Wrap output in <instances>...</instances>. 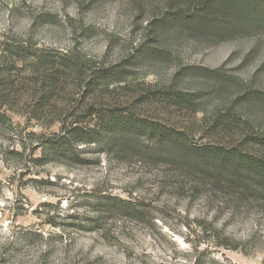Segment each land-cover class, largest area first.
Here are the masks:
<instances>
[{
  "label": "rangeland",
  "instance_id": "374dc122",
  "mask_svg": "<svg viewBox=\"0 0 264 264\" xmlns=\"http://www.w3.org/2000/svg\"><path fill=\"white\" fill-rule=\"evenodd\" d=\"M183 1L0 0V264H264L263 179L203 154L219 142L205 129L228 113L264 133V25L232 30L240 10L218 6L206 25L147 28ZM116 65L122 82L97 79L84 99L88 76ZM161 88L191 106L132 104ZM94 103L172 126L180 141L127 128L117 148L103 132L37 160L64 123L97 125L84 116Z\"/></svg>",
  "mask_w": 264,
  "mask_h": 264
},
{
  "label": "trees",
  "instance_id": "16d2710c",
  "mask_svg": "<svg viewBox=\"0 0 264 264\" xmlns=\"http://www.w3.org/2000/svg\"><path fill=\"white\" fill-rule=\"evenodd\" d=\"M264 4V0H256ZM244 2V3H243ZM246 0H197V4H191L188 1L184 0L181 4V8H168L166 9L161 16L156 18V21L152 20L148 22V29L154 28L155 25L164 26L173 20H180L182 23H192L198 22L200 26L206 25L210 22V17L214 15L212 12L214 8L218 6H225L227 9L235 8L240 10V20L234 18L229 21L227 27L232 30H236L238 26L243 27V30L253 26H262L264 25V6H244ZM260 10V11H259ZM258 21V22H255ZM157 27V28H158ZM156 28V29H157ZM75 66H72L75 70L81 72L80 65L83 63L79 58L75 59ZM49 62H52L51 59H48ZM120 66L116 65L110 68H104L99 71L96 76L95 74H90L88 77L90 81H86L81 86L82 97L86 99L89 96V93L92 91V86L95 83V80L99 79L101 84H105L107 87L113 82H122L120 75ZM119 76V77H116ZM56 74L51 73L44 79V87L47 91L45 93V99L48 102H51L55 96L56 89ZM137 94L133 95L131 100L132 104L138 106L144 101L150 100L151 97L155 98L158 103L167 106H191L188 103L187 98H182L181 95L176 94V92L171 88H161L153 93L150 91L137 90ZM93 93V92H92ZM252 99V98H251ZM117 100V99H114ZM264 102V99L261 101ZM117 103V102H116ZM96 103L92 104L90 108H86L84 116L97 117V125L93 128H83L80 124L82 121L74 120L68 125L65 123L61 128V132L64 134L61 136V140L55 141V144L48 145L51 142L40 143L38 148H41L43 153L37 158V160H43L50 154L57 155L61 153L65 143L73 142V146L77 145L79 142L82 143H95L100 142L99 136L104 133H110L114 135V138L110 141V144L113 148H117L123 144L125 141L126 133H123L127 128H142L146 127L150 140L159 139L160 143L165 142V140H170L175 143L180 141V131L172 126L164 125L163 123L157 124H143L142 121L133 120L130 116L126 114H119L117 107L113 109H106L107 111L98 110L95 108ZM264 110V104H262ZM119 108V107H118ZM195 113L200 112V109L194 108ZM238 121L231 115L226 114L224 117L218 119L217 121L211 123L206 129V132H209L212 136L218 138V145L211 147L203 152L208 158L211 156L214 160L220 161L223 165H226L228 169L231 170V175L235 177L236 174L240 173H256L263 179L264 184V133H260L255 129L248 130L246 126L239 127L240 124ZM244 122L247 124L248 120L244 119ZM156 123V122H155ZM98 129L100 135H91L93 131ZM234 128H238L235 130ZM86 137H83V136ZM85 138V139H84ZM204 164H209V159L204 157ZM238 178V177H237ZM231 186V183H230ZM218 264H233L226 260L224 261H214Z\"/></svg>",
  "mask_w": 264,
  "mask_h": 264
}]
</instances>
